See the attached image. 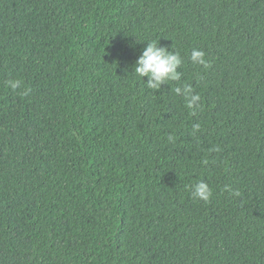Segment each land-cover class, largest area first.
Wrapping results in <instances>:
<instances>
[{
    "label": "trees",
    "instance_id": "obj_1",
    "mask_svg": "<svg viewBox=\"0 0 264 264\" xmlns=\"http://www.w3.org/2000/svg\"><path fill=\"white\" fill-rule=\"evenodd\" d=\"M0 264H264V0H0Z\"/></svg>",
    "mask_w": 264,
    "mask_h": 264
},
{
    "label": "clouds",
    "instance_id": "obj_2",
    "mask_svg": "<svg viewBox=\"0 0 264 264\" xmlns=\"http://www.w3.org/2000/svg\"><path fill=\"white\" fill-rule=\"evenodd\" d=\"M189 59L195 66L203 69L209 68V62L205 59V53L199 48L191 50ZM184 63L183 58L177 51H170L168 48L161 46L158 41L148 42L143 47L140 55L136 58L132 65L131 72L145 80L146 86L152 90H158L161 84H169L172 81H179L181 72L178 69ZM147 79H144V78ZM8 87L15 90L22 87L21 80L9 79L5 81ZM30 89H24L23 95L27 96ZM174 93L182 96L189 109L200 108V96L193 92L190 84H182L173 89ZM193 133L200 130V124H193ZM168 139L173 140V136ZM218 150V149H217ZM207 163V161H205ZM190 195L194 200H202L208 202L212 196V189L203 179L197 180L191 185ZM236 195H239L237 192Z\"/></svg>",
    "mask_w": 264,
    "mask_h": 264
}]
</instances>
